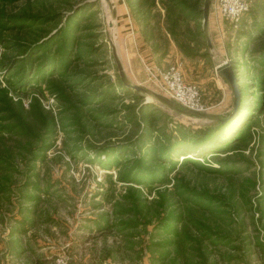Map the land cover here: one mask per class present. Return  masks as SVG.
<instances>
[{
  "label": "rangeland",
  "instance_id": "374dc122",
  "mask_svg": "<svg viewBox=\"0 0 264 264\" xmlns=\"http://www.w3.org/2000/svg\"><path fill=\"white\" fill-rule=\"evenodd\" d=\"M0 0V264H264V0L238 22L204 0ZM145 65L177 68L181 115ZM148 99L152 101H148ZM196 110V109H195Z\"/></svg>",
  "mask_w": 264,
  "mask_h": 264
},
{
  "label": "water",
  "instance_id": "95a60500",
  "mask_svg": "<svg viewBox=\"0 0 264 264\" xmlns=\"http://www.w3.org/2000/svg\"><path fill=\"white\" fill-rule=\"evenodd\" d=\"M108 4V8L111 11V19L109 20V27H112L113 20H115V5L112 4L111 1L105 0ZM212 3V0H204L203 2V9L199 12L201 14L202 18V32L205 34L204 38L207 42L208 47H210V40L207 36V24L209 19V9L210 5ZM113 57L116 64L118 76L120 79L121 84L128 89L133 90L134 92L138 93L142 96H150L156 99L161 104H166L174 109V111L178 112L181 115H185L187 117H192L195 119H202V120H209L214 123L215 125H221L223 123L231 121L236 113L239 111L241 107V101H240V89H239V75L235 72V68L229 61H220L215 64V72L223 79L228 89H230V92L232 93V103L231 106L227 110L224 111V113L221 114H209L206 112H202L199 110H194L191 108H188L184 106L183 104H180L175 99L171 98L168 95H165L163 93L155 92L146 88H143L141 86H136L134 84H131L125 75V70H123L121 63L115 53V50L113 49ZM148 101H152L148 99Z\"/></svg>",
  "mask_w": 264,
  "mask_h": 264
},
{
  "label": "built area",
  "instance_id": "2783aa9c",
  "mask_svg": "<svg viewBox=\"0 0 264 264\" xmlns=\"http://www.w3.org/2000/svg\"><path fill=\"white\" fill-rule=\"evenodd\" d=\"M252 2L253 0H212L211 11L216 18L221 17L236 24L241 16L250 10ZM145 69L146 75L154 81L161 93L170 96L188 108L198 109L195 104L198 99V88L185 82L177 68L171 67L170 70H164L159 66L145 65ZM51 264L66 263L57 259Z\"/></svg>",
  "mask_w": 264,
  "mask_h": 264
},
{
  "label": "trees",
  "instance_id": "16d2710c",
  "mask_svg": "<svg viewBox=\"0 0 264 264\" xmlns=\"http://www.w3.org/2000/svg\"><path fill=\"white\" fill-rule=\"evenodd\" d=\"M200 15H201V14H199V12H198V14H196V17H200Z\"/></svg>",
  "mask_w": 264,
  "mask_h": 264
},
{
  "label": "bare ground",
  "instance_id": "6f19581e",
  "mask_svg": "<svg viewBox=\"0 0 264 264\" xmlns=\"http://www.w3.org/2000/svg\"><path fill=\"white\" fill-rule=\"evenodd\" d=\"M166 105V104H165ZM166 106H168V105H166ZM169 108H171L170 106H168ZM171 109H173V108H171Z\"/></svg>",
  "mask_w": 264,
  "mask_h": 264
}]
</instances>
